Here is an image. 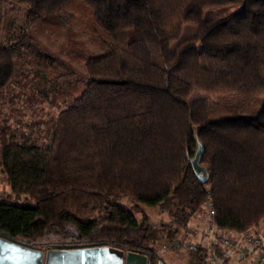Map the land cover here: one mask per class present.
Here are the masks:
<instances>
[{"label": "trees", "instance_id": "trees-1", "mask_svg": "<svg viewBox=\"0 0 264 264\" xmlns=\"http://www.w3.org/2000/svg\"><path fill=\"white\" fill-rule=\"evenodd\" d=\"M46 20L78 22L104 53L81 72L49 57L35 37ZM187 26L195 35L172 50ZM33 50L79 93L43 143L1 128L0 168L15 199H0V234L38 250L146 252L157 264L156 236L180 244L209 199L220 231L264 220V0H0V93ZM200 58L204 66L177 67ZM198 144L204 184L191 166ZM141 205L171 221L151 222Z\"/></svg>", "mask_w": 264, "mask_h": 264}, {"label": "rangeland", "instance_id": "rangeland-1", "mask_svg": "<svg viewBox=\"0 0 264 264\" xmlns=\"http://www.w3.org/2000/svg\"><path fill=\"white\" fill-rule=\"evenodd\" d=\"M241 9L240 5H235L209 11L204 14L203 20L225 18L238 13ZM70 22L66 24L46 20L36 25L35 37L48 50L49 57L67 63L81 72L89 57L102 55L104 51L100 47H95L91 36L78 22ZM195 33L194 27H185L180 40L172 46V50L178 44L191 39ZM2 37L4 39V33L1 35V40L4 41ZM17 64L18 71L14 82L0 93V130L5 125L12 130L19 141L29 140L34 144L43 143L48 139L58 114L73 102L79 89L66 87L62 83V79L55 81L57 80L55 78L67 72L62 69V66L58 70L50 67L47 56L40 50H33ZM204 64L202 58L184 59L179 62L177 67H198L204 66ZM197 97L200 95L194 94V98ZM0 199L11 201L15 199L1 168ZM120 204L127 209L134 205L126 198L121 199ZM207 205L205 203L202 211L190 220L189 230L175 236L180 244L172 242L174 239L165 231L158 234L155 241L149 245L157 250L160 260L164 264H200V257H206V262L208 261L205 247L209 239L203 236L209 215ZM141 208L153 223L168 224L171 221V216L162 212L158 207L141 205ZM253 227L264 238V220L260 225ZM240 234L231 233L234 238H238ZM195 245H200L201 250H195Z\"/></svg>", "mask_w": 264, "mask_h": 264}, {"label": "water", "instance_id": "water-1", "mask_svg": "<svg viewBox=\"0 0 264 264\" xmlns=\"http://www.w3.org/2000/svg\"><path fill=\"white\" fill-rule=\"evenodd\" d=\"M203 147L198 144L191 166L197 181L204 184L208 179L205 168L199 164ZM0 264H152L146 252H131L110 247L72 249L53 246L38 250L28 242L11 240L0 234ZM157 264H164L158 261Z\"/></svg>", "mask_w": 264, "mask_h": 264}, {"label": "built area", "instance_id": "built-area-1", "mask_svg": "<svg viewBox=\"0 0 264 264\" xmlns=\"http://www.w3.org/2000/svg\"><path fill=\"white\" fill-rule=\"evenodd\" d=\"M207 204L209 215L203 234L209 239L205 247L207 264H223L216 255V249L229 260V264H264V238L260 232L253 227L234 238L229 232L217 231L211 200H208Z\"/></svg>", "mask_w": 264, "mask_h": 264}, {"label": "flooded vegetation", "instance_id": "flooded-vegetation-1", "mask_svg": "<svg viewBox=\"0 0 264 264\" xmlns=\"http://www.w3.org/2000/svg\"><path fill=\"white\" fill-rule=\"evenodd\" d=\"M48 247H43L42 250H46Z\"/></svg>", "mask_w": 264, "mask_h": 264}]
</instances>
